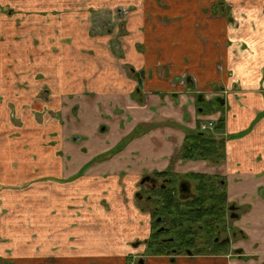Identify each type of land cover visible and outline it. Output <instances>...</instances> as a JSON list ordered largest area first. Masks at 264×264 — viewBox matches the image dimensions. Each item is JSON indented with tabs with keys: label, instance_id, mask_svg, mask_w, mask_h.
<instances>
[{
	"label": "crops",
	"instance_id": "crops-1",
	"mask_svg": "<svg viewBox=\"0 0 264 264\" xmlns=\"http://www.w3.org/2000/svg\"><path fill=\"white\" fill-rule=\"evenodd\" d=\"M123 4L114 53L112 34L66 17L30 18L25 38L27 20L0 19V170L15 173L0 183L24 187L0 191V264H125L145 219L126 206L135 178L170 168L223 178L239 237L222 254L147 264H264V0ZM219 118L222 162L176 157L188 130Z\"/></svg>",
	"mask_w": 264,
	"mask_h": 264
},
{
	"label": "flooded vegetation",
	"instance_id": "flooded-vegetation-1",
	"mask_svg": "<svg viewBox=\"0 0 264 264\" xmlns=\"http://www.w3.org/2000/svg\"><path fill=\"white\" fill-rule=\"evenodd\" d=\"M111 34L112 41L115 44L111 45L110 43V48L112 51L118 52L121 49L119 48V41H116V39L120 35L123 36V32L118 34V36L115 33ZM123 44L124 39L121 43V48ZM116 47H118V49H116ZM123 68L130 77L131 75L128 68L125 66H123ZM219 92L226 94L227 90L222 89ZM46 112L47 110L44 113ZM35 117L40 119L39 122L42 121L41 115L37 114ZM207 123L209 124L205 128H201L200 124L196 131L213 135V133L217 131V121H208ZM115 148L113 149L115 150ZM110 154L111 153H107L103 155V157ZM176 157L182 161L200 160L182 158L181 148L177 151ZM219 163L211 164L217 165ZM193 174H205L215 178L214 182L216 181L218 183L219 192L225 193V201L217 205L218 209H223V215L219 217L217 222H212L209 219L211 218L210 216H202L200 220L190 221L185 224V227L190 230V233L183 239L175 240L176 237L172 234L175 231L171 229L170 224L167 222L169 220V215L162 208H166V202L164 201L167 199L173 198L179 201L188 200L193 202L200 196L196 188L199 184V180L195 179ZM225 187L224 179L216 174L195 171L181 174L171 171V168L165 170L154 169L152 171L143 169L142 172L138 173L134 181V189L132 190L131 197L137 200L136 207H134L138 213L145 218L144 221L141 222V226L143 228L147 227L148 236L143 238L141 242L136 241L131 243L132 247L135 248L142 246L143 255L136 259V264H147L148 258H161V256L167 257L170 261H175L178 256L192 257L193 255L225 253L227 251L228 242L234 237H239L237 232L240 231L236 226L237 214L235 212V206L228 202ZM208 204H210L208 201L205 202V206ZM170 209L175 214L176 208L170 207ZM161 248L164 249L162 253ZM214 250H222L223 252L212 253L211 251Z\"/></svg>",
	"mask_w": 264,
	"mask_h": 264
},
{
	"label": "rangeland",
	"instance_id": "rangeland-1",
	"mask_svg": "<svg viewBox=\"0 0 264 264\" xmlns=\"http://www.w3.org/2000/svg\"><path fill=\"white\" fill-rule=\"evenodd\" d=\"M116 1L118 3H115ZM123 3H126V0H0V19L5 20L8 18L15 17L17 19V22H21V21L23 22L27 20L26 23L24 24L19 23L16 26V28L20 27L19 29H21L22 31L21 35H18L19 38L22 37L25 38L29 36L28 35L30 32L28 25L29 19L33 18L34 16L47 18L48 21L46 22H51L60 17L61 18L66 17L71 22H75L76 26H80L78 22H80L81 24H88V30L90 31V36H93L94 33L97 32L100 33L111 32L117 34L118 36V34L122 32L121 25L123 24V22H125L128 19L131 13L130 5H126ZM89 7H91L92 9H89ZM86 13H89V15ZM20 17H22L21 21L19 19ZM47 27L48 24L47 25L42 24L41 26H39L41 30V34H45ZM57 29L58 28H56L55 30L58 31ZM1 33L2 32L0 31V41L5 39V35ZM123 37L124 34L123 36L122 35L118 36L116 39V41H119L120 49H121V43L123 42L124 39ZM116 49H118V47H116ZM6 54L8 57V61L5 66L6 70L12 71L16 64V61H14L9 50H6ZM36 120H38V122L40 121L39 118H36ZM18 122L19 121L15 123L17 124ZM5 131L6 130H4V132ZM135 131H136L135 134H140L143 132V130L140 127H138L137 130ZM6 133L8 135V138L12 140V142L10 140L9 141L12 143L11 146L13 148L14 146L13 141L15 140L14 137H17L19 135L17 134V132L9 133L8 131H6ZM123 146H124V142L120 143L113 151H118ZM16 171L17 170H15V172ZM13 172L14 170L13 168H11L10 165L7 166L3 165L2 170H0V176H3L5 178L6 183H10L14 180L13 174L15 173ZM45 176L48 175L46 174ZM21 186L14 184L1 185L0 183V191L3 189L6 190V192L19 191L22 188H24L23 186L22 187ZM17 193H22V192H17ZM136 201L137 200L132 199V197H130V200L126 201V203L128 202V205H126L127 208H129L130 206L136 207V203H137ZM127 220L130 223H133V216L129 214L127 216ZM147 233H148L147 227L146 228L142 227L140 230H138V232L136 230L135 233H133V235H130L128 237V240L125 241L126 249L121 251L123 256H125V264H132V263L136 264V259L142 257L141 256L143 255L142 246L139 248H135L132 247L131 243L136 241L141 242L143 238L148 236ZM120 264H122L121 260H120Z\"/></svg>",
	"mask_w": 264,
	"mask_h": 264
},
{
	"label": "trees",
	"instance_id": "trees-1",
	"mask_svg": "<svg viewBox=\"0 0 264 264\" xmlns=\"http://www.w3.org/2000/svg\"><path fill=\"white\" fill-rule=\"evenodd\" d=\"M223 126L222 118L217 120L216 129L219 130ZM224 140L211 134L196 130H188L186 132L185 141L181 147V157L189 159H204L210 163H219L224 159ZM195 179L199 180L197 191L200 194L193 202L179 201L177 199H167L166 208H162L169 215L171 229L175 232L172 234L175 240L183 239L190 230L185 224L190 221L200 220L202 216H210L212 222L216 221L223 215V209H218L217 205L225 201V193L219 192V185L213 176L205 174H193ZM210 204L205 206V202ZM170 207H175V214ZM179 228V229H178ZM162 246V244H161ZM161 248V253L163 252ZM225 251V250H224ZM212 253H221L222 250H214Z\"/></svg>",
	"mask_w": 264,
	"mask_h": 264
},
{
	"label": "built area",
	"instance_id": "built-area-1",
	"mask_svg": "<svg viewBox=\"0 0 264 264\" xmlns=\"http://www.w3.org/2000/svg\"><path fill=\"white\" fill-rule=\"evenodd\" d=\"M211 123V122H210ZM209 123H202L201 124V128H205V127H207V125H208Z\"/></svg>",
	"mask_w": 264,
	"mask_h": 264
}]
</instances>
